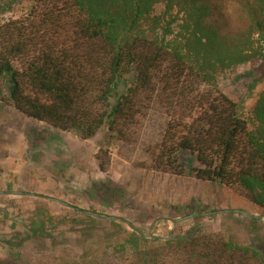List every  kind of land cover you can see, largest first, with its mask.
Instances as JSON below:
<instances>
[{
	"label": "trees",
	"instance_id": "obj_1",
	"mask_svg": "<svg viewBox=\"0 0 264 264\" xmlns=\"http://www.w3.org/2000/svg\"><path fill=\"white\" fill-rule=\"evenodd\" d=\"M259 62L264 0H33L26 16L0 25V102L85 141L105 127L131 144L158 101L168 122L150 168L225 187L264 214V91L244 118L219 87L222 75ZM97 161L110 166L107 152ZM129 230L113 249L138 264H264V253L220 234L159 242L169 258L143 255L141 243L158 241ZM107 255L87 251L73 264Z\"/></svg>",
	"mask_w": 264,
	"mask_h": 264
},
{
	"label": "rangeland",
	"instance_id": "obj_2",
	"mask_svg": "<svg viewBox=\"0 0 264 264\" xmlns=\"http://www.w3.org/2000/svg\"><path fill=\"white\" fill-rule=\"evenodd\" d=\"M32 6L33 0H0V25L23 18ZM219 87L238 105L241 115L249 117L264 91V62L222 75ZM167 122L164 108L155 101L133 128V143L121 144L105 127L97 137L85 141L0 102V192L39 194L84 211L123 218L143 234L160 220L151 235L161 239L169 237L171 221L204 214L177 224L169 241L220 234L264 253V221L216 213L243 211L264 218L248 202L225 187L150 168V149L162 141ZM101 151L107 152L110 161L104 172L97 161ZM87 216L49 200L0 196V260L4 264H73L81 262L88 251L100 256L110 253L111 259L107 255L103 264H138L113 249L128 238L130 227ZM39 228H44L47 238L31 239ZM157 241L141 243L140 253L171 257L168 248L159 244L167 241ZM17 253H22L23 262H13L12 255Z\"/></svg>",
	"mask_w": 264,
	"mask_h": 264
},
{
	"label": "water",
	"instance_id": "obj_3",
	"mask_svg": "<svg viewBox=\"0 0 264 264\" xmlns=\"http://www.w3.org/2000/svg\"><path fill=\"white\" fill-rule=\"evenodd\" d=\"M0 196H28V197H34V198H40V199H44V200H49V201H53L55 203H58V204H61L62 206L66 207V208H69L71 210H75V211H78V212H81V213H84V214H87L89 216H92L93 218L97 219V220H100V221H105V222H122V223H125L127 224L139 237L143 238V239H149V238H152V239H157V240H163V241H169L171 238H172V235L174 233V230L177 226V224L181 223V222H184L188 219H191V218H195V217H198V216H201V215H204V214H200V215H191V216H187V217H184V218H180V219H177V220H173L171 221L172 223V229L170 231V234H169V237L167 239H161V238H156L154 236L151 235V231L152 229L155 227V225L160 221V220H156L152 226H151V229L149 231L148 234H143L138 228H136L132 223H130L129 221L123 219V218H119V217H112V216H103L101 214H98V213H95V212H90V211H84V210H81V209H78V208H75L73 206H71L70 204H67L65 202H62L60 200H57V199H52V198H48V197H44V196H41L39 194H33V193H23V192H8V191H3V192H0ZM216 213H236V214H240L242 216H245L246 218H249L251 220H260V221H264V218L260 217V216H255V215H252V214H247L243 211H221V212H216Z\"/></svg>",
	"mask_w": 264,
	"mask_h": 264
}]
</instances>
